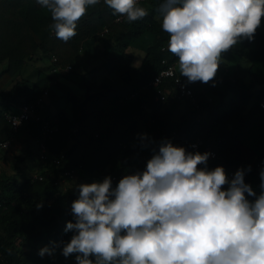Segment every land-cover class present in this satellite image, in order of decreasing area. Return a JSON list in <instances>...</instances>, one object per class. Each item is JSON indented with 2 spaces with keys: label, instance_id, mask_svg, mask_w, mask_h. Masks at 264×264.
I'll return each instance as SVG.
<instances>
[{
  "label": "trees",
  "instance_id": "1",
  "mask_svg": "<svg viewBox=\"0 0 264 264\" xmlns=\"http://www.w3.org/2000/svg\"><path fill=\"white\" fill-rule=\"evenodd\" d=\"M163 3H140L148 12L145 18L127 22L123 17L117 23L113 10L100 0L89 6L78 21L77 35L65 43L50 30L51 14L36 0H0V121L5 123L6 112H16L49 90L37 110L58 129L44 139V122L30 119L13 134L26 131L43 140L53 158L66 154L62 166L43 161V180H21L0 172V264L65 260L60 242H70L74 234L64 229L67 222H74L71 205L79 196L78 188L64 191L61 186L59 176L67 169L81 166L80 184L100 174L123 178L142 172L152 149L163 140L186 149L201 138L204 144L198 152H209L208 148L216 152L207 168L222 166L226 173L237 146L258 160L264 155V111L259 105L264 99V34L258 28L253 41L245 39L224 53L213 81L189 82L180 74L178 58L167 50L170 37L161 26ZM96 44L104 61L83 71L80 55ZM137 53L143 54L139 63ZM164 60L176 64L178 75L194 92V101L173 93L165 104L155 100L151 83L166 67ZM37 63L41 65H35L32 80L33 74L25 73ZM69 65L72 69L66 72ZM99 72L105 75L101 78ZM172 84V79H164L161 87L173 91ZM63 105L70 106L71 117L62 113ZM142 134L154 143L143 147L148 140L142 141ZM5 138L0 131V142ZM26 157L17 156V163ZM244 179L259 194L256 173L249 172ZM53 242L54 255L41 257L39 250Z\"/></svg>",
  "mask_w": 264,
  "mask_h": 264
},
{
  "label": "clouds",
  "instance_id": "2",
  "mask_svg": "<svg viewBox=\"0 0 264 264\" xmlns=\"http://www.w3.org/2000/svg\"><path fill=\"white\" fill-rule=\"evenodd\" d=\"M36 3L50 12L56 38L67 43L89 6L100 0ZM103 3L117 23L119 17L135 22L148 15L138 0ZM160 13L170 37L167 50L178 58L180 74L189 82L208 83L224 53L254 40L264 0H164ZM141 140H148L147 134ZM152 152L142 172L123 176L115 188L111 177L77 186L74 222L64 229L74 234L70 242H60L61 254H75L76 264H264V169L257 194L244 179L250 166L229 180L222 166L207 168L209 152H188L169 140ZM55 251L53 242L38 254Z\"/></svg>",
  "mask_w": 264,
  "mask_h": 264
},
{
  "label": "built area",
  "instance_id": "3",
  "mask_svg": "<svg viewBox=\"0 0 264 264\" xmlns=\"http://www.w3.org/2000/svg\"><path fill=\"white\" fill-rule=\"evenodd\" d=\"M148 0H138V4L146 2ZM123 17H119V21H121ZM57 61V59H54ZM164 64L166 67L161 71L159 75L155 77L151 86L155 88V100L166 103L169 100L170 94L173 93V97L178 98H185L195 100L193 90L184 82L183 78L180 77L177 73V66L176 64H169L166 60H164ZM72 66H67L64 70L66 72L70 71ZM164 79H172L173 80V91H169L168 88L161 87ZM49 96V90H45L44 93L33 103H27L19 107L16 112H6L4 114V121L10 128V130L14 133L19 131V129L30 119H34L36 121H43V131H44V139L51 134L52 132L56 131L58 128L51 125V123L38 113V107H42L45 101ZM136 94H133L132 97H135ZM260 108L264 111V99L260 100L259 102ZM204 144V141L201 138L196 139L194 142L190 144L186 148L188 152H198L201 146ZM11 145V140L0 142V149H6ZM39 149H40V159L42 161H51L52 164L57 166H62L65 159L66 154L61 153L59 157H51L49 155L48 147L45 142L42 140L39 142ZM209 153H211L209 159H213L216 157V152L211 148H208ZM81 169V166L77 168L67 169L61 173L59 176L60 182H73L77 178V173ZM264 169V155L257 161V176L260 180V172ZM235 171L227 172L226 175L229 180L234 177ZM54 177V174L52 175ZM247 177V174H245ZM34 178L43 180L45 176L43 175H36ZM122 179V176L113 174L111 176L112 180V187L115 188L118 185V182ZM59 183V182H56ZM259 188V185H258ZM260 189V188H259Z\"/></svg>",
  "mask_w": 264,
  "mask_h": 264
},
{
  "label": "crops",
  "instance_id": "4",
  "mask_svg": "<svg viewBox=\"0 0 264 264\" xmlns=\"http://www.w3.org/2000/svg\"><path fill=\"white\" fill-rule=\"evenodd\" d=\"M259 29L264 34V19H262V23ZM84 54L85 53H82L80 55L81 62L83 58L82 55ZM87 54H88V57L90 58L91 57L95 58L98 55L101 56L100 54H102L103 56V53L101 51V46L99 44L92 46L89 49ZM142 58L143 56L140 57V54L137 53L136 62L139 63ZM103 61H104V57L101 58L100 65L103 63ZM35 65L40 66L41 63L30 65L27 68V71H26L27 73H25L26 76H28L30 73L33 74L32 80L35 79V76H34L36 73ZM84 68L85 67L82 63V70L88 71V70H84ZM63 108L64 109L62 113L68 117H71L70 106L63 105ZM51 110L52 112H55L54 108H52ZM0 131L6 137L4 141L11 140V145L6 149L1 150L3 152H1L0 154V167L2 166H4L5 168L9 167L10 170L13 171V172H7V171L0 170V172L7 173L9 175L19 176L21 180H23L21 177L26 173V168H29L30 170L27 178L34 177L36 175H43L45 172V169H44V162L40 159L39 141L36 139H33L26 131L20 132L17 135L13 134L10 128L2 121H0ZM34 144L37 147V154L35 155L36 156L35 159L31 161V164H30L29 162H27V160L29 157H32V155L34 154V151H33ZM17 156H27V157L25 161L21 163H17V159H16ZM257 161L258 159L253 153L247 152V150L241 146H237L228 159V166L231 171H235V172L240 168L248 169L250 166V171H246L245 174H248L249 172H255L257 175V171H256ZM78 173H77V178L75 181L61 182L62 183L61 186L64 191L70 188H74L75 190L77 189V186L80 185V175H78ZM104 179H105V175L100 174L95 179H91V180L88 179V182H89L88 184H91L93 182H103ZM67 262H69L70 264H76L75 254L65 258L62 264H65Z\"/></svg>",
  "mask_w": 264,
  "mask_h": 264
},
{
  "label": "rangeland",
  "instance_id": "5",
  "mask_svg": "<svg viewBox=\"0 0 264 264\" xmlns=\"http://www.w3.org/2000/svg\"><path fill=\"white\" fill-rule=\"evenodd\" d=\"M140 54V57H142L143 56V54L142 53H139ZM101 56H96L95 58H93V57H88V54L87 53H85L84 55H82L83 56V58H82V63H83V65H84V70H88V71H91L92 69H94L95 67H97V66H99L100 65V63H101V58H103V56H102V54H100ZM178 66H179V64H178ZM27 73V72H26ZM99 75L101 76V78L105 75L104 73H102V72H99ZM100 78V79H101ZM247 80H249V77L247 78ZM73 90L75 91V92H79L80 91V89L78 88V87H76V86H73ZM2 149H0V154H1V152H3V151H1ZM33 151H34V154L32 155V157H29L28 158V160H27V162H29L30 164H31V161H33L34 159H35V155L37 154V147H36V145L34 144V146H33ZM0 170L1 171H7V172H13V171H11L10 170V168L9 167H4V166H2V167H0ZM29 172H30V170H29V168H26V173L21 177L23 180H25L27 177H28V175H29Z\"/></svg>",
  "mask_w": 264,
  "mask_h": 264
}]
</instances>
